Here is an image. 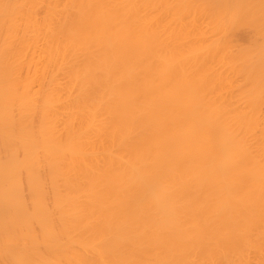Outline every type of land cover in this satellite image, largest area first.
<instances>
[{
  "label": "bare ground",
  "instance_id": "obj_1",
  "mask_svg": "<svg viewBox=\"0 0 264 264\" xmlns=\"http://www.w3.org/2000/svg\"><path fill=\"white\" fill-rule=\"evenodd\" d=\"M263 101L264 0H0V264H264Z\"/></svg>",
  "mask_w": 264,
  "mask_h": 264
},
{
  "label": "rangeland",
  "instance_id": "obj_2",
  "mask_svg": "<svg viewBox=\"0 0 264 264\" xmlns=\"http://www.w3.org/2000/svg\"><path fill=\"white\" fill-rule=\"evenodd\" d=\"M240 36H241V34H240ZM262 104H264V101H263V103ZM262 108H263V111H264V105L262 106Z\"/></svg>",
  "mask_w": 264,
  "mask_h": 264
}]
</instances>
